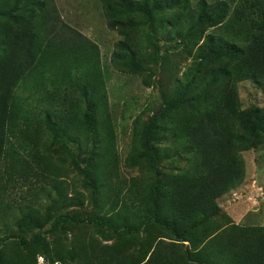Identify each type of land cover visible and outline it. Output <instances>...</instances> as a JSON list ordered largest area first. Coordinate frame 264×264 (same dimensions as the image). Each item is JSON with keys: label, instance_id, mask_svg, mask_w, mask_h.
<instances>
[{"label": "trees", "instance_id": "trees-1", "mask_svg": "<svg viewBox=\"0 0 264 264\" xmlns=\"http://www.w3.org/2000/svg\"><path fill=\"white\" fill-rule=\"evenodd\" d=\"M100 2L106 27L119 35L110 54L115 68L144 71L155 44L144 25L171 27L191 65L183 79L166 65L160 107L133 124L127 162L141 163L144 175L121 178L98 44L63 20L55 0H0V198L3 173L35 170L20 164L26 153L44 174L37 146L25 147L47 129L68 150L93 202L87 216L58 215L31 238L26 234L44 222L31 204H19L10 218L15 228L8 221L0 230V264H35L23 250L46 248V232L72 220L96 226L104 240L146 233L143 248L130 251L124 240L77 251L60 242L57 257L73 264H264V228L235 224L217 202L244 180L242 152L264 144V107L244 109L238 96L247 80L264 93V1ZM164 10L173 13L159 18ZM165 159L188 164L168 170L160 165ZM51 185L58 202L73 198L63 179ZM75 198L83 205V193ZM183 242L184 253L167 245Z\"/></svg>", "mask_w": 264, "mask_h": 264}, {"label": "rangeland", "instance_id": "rangeland-1", "mask_svg": "<svg viewBox=\"0 0 264 264\" xmlns=\"http://www.w3.org/2000/svg\"><path fill=\"white\" fill-rule=\"evenodd\" d=\"M141 1V0H139ZM193 2L196 0H192ZM213 1V0H209ZM235 6L243 0H228ZM264 1V0H261ZM59 13L64 21L75 27L83 34L94 40L101 51L102 68L106 83V93L109 103V110L114 129V148L118 157V173L121 178L130 180L132 177L144 175L145 169L138 164H129L127 157L132 149L133 124L135 121L142 123L152 116L161 105V85L166 82L163 72L166 65L174 68L175 74L183 79L185 72L191 65L192 56L188 53L185 43L177 36L170 35L171 27H158L153 30L147 25L143 26V36L148 32L154 37V45L147 47L149 58L145 69L141 73L127 72L113 66L110 61V54L113 50V43L119 38L114 30L106 27L102 13L100 0H55ZM173 13V10L157 12L158 17H166ZM211 28L208 30L210 31ZM86 35V36H87ZM245 46L247 41L239 42ZM238 96L242 108L264 107V93L252 81H241L238 83ZM45 129V128H44ZM37 144V136L30 138L35 143H27L25 150L38 148L41 155V167L44 174L39 176L35 172H40L36 168L38 159H32L26 153L25 161L19 160L20 164L29 163L34 165V171H17L10 177L8 173L2 174L4 191L0 198V230L5 229L4 224L14 227L10 221L15 208L21 204H31L38 211L44 225L35 228L32 233L26 234V238H31L38 231H48L51 223L58 215L67 217H84L90 214L93 206L91 192L82 186V179L73 165L68 150L58 144L51 131L45 129ZM44 143H46L44 145ZM17 151L22 148L15 146ZM245 161V177L242 183L232 189L217 202L222 209V213L227 214L230 219L242 227L264 228V144L250 148L242 152ZM60 164L64 169L57 170L55 166ZM188 163L184 159H165L161 162L168 170L173 167H185ZM45 166H49V169ZM67 167V168H66ZM20 171L23 174H19ZM51 178L63 179L64 192L67 196H72L67 203L58 202L57 192L52 188ZM84 194L83 205L75 198L77 194ZM56 198V202H55ZM2 233V232H1ZM146 233L140 231L133 236H122L112 240H104L99 229L87 222L75 220L64 223L63 228L51 232H46V248L32 244L23 253L36 256L35 264H73L65 258L59 260L56 249L61 242L67 249L72 248L77 251L79 247L90 244H117L124 240L125 249L139 250L143 248ZM165 242L173 239L161 238ZM181 243V242H175ZM177 252L186 251L187 242L182 244H167ZM12 247L7 246L6 252ZM129 249L128 251H130Z\"/></svg>", "mask_w": 264, "mask_h": 264}, {"label": "crops", "instance_id": "crops-1", "mask_svg": "<svg viewBox=\"0 0 264 264\" xmlns=\"http://www.w3.org/2000/svg\"><path fill=\"white\" fill-rule=\"evenodd\" d=\"M87 35V34H86ZM88 36V35H87ZM91 39V38H90Z\"/></svg>", "mask_w": 264, "mask_h": 264}]
</instances>
